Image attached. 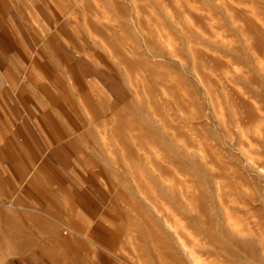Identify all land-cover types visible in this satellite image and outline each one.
I'll return each instance as SVG.
<instances>
[{"label": "rangeland", "instance_id": "obj_1", "mask_svg": "<svg viewBox=\"0 0 264 264\" xmlns=\"http://www.w3.org/2000/svg\"><path fill=\"white\" fill-rule=\"evenodd\" d=\"M50 5L80 80L69 167L117 235H83L65 192L34 219L0 197V264H96L91 238L114 264H264V0Z\"/></svg>", "mask_w": 264, "mask_h": 264}, {"label": "crops", "instance_id": "obj_2", "mask_svg": "<svg viewBox=\"0 0 264 264\" xmlns=\"http://www.w3.org/2000/svg\"><path fill=\"white\" fill-rule=\"evenodd\" d=\"M50 2L0 0V197L15 204L1 213L33 217L35 199L57 197L55 190L78 200L79 205L72 203V216L82 220L83 235L96 225L117 235L106 217L98 216L93 185L73 178L77 172L69 167L75 150L71 133L78 126L72 88L78 90L80 80ZM82 182L83 188L76 186ZM85 241L96 250V264H114L113 254ZM32 256L6 264H45L39 255Z\"/></svg>", "mask_w": 264, "mask_h": 264}, {"label": "bare ground", "instance_id": "obj_3", "mask_svg": "<svg viewBox=\"0 0 264 264\" xmlns=\"http://www.w3.org/2000/svg\"><path fill=\"white\" fill-rule=\"evenodd\" d=\"M147 168H148V167H147ZM40 173H41V172H40ZM40 173H39V175H40ZM37 174H38V173H37ZM42 179H43V178H42ZM49 181H50V180H49ZM101 183H102V181H101ZM25 207H26V206H25ZM5 211H6V210H5ZM1 216H2V214H1ZM3 218H4V217H3ZM20 218H21V217H20ZM34 218H35V216L33 217V219H34ZM40 218H41V217H40ZM0 219H1V218H0ZM4 219H5V218H4ZM27 219H28V218H27ZM75 220L78 221L80 224H81V222H82V220H80L79 217H77V219H75ZM2 221H3V220H2ZM0 223H1V221H0ZM73 223H74V222H73ZM16 225H17V224H16ZM16 225H15V226H16ZM34 225H35V224H34ZM75 225H77V224H75ZM16 227H17V226H16ZM0 228H1V227H0ZM19 228H20V227H19ZM78 228H79V227H78ZM97 228H98V225H96V226L94 227V229H93L92 231H90V233H92V234H93V237L95 236V237L97 238V240H100L101 237H100V236H97V233H95V231H96ZM9 230H10V228H9ZM9 230H8V231H9ZM12 230H13V229H12ZM14 230H16V229H14ZM0 231H1V230H0ZM3 231H4V230H3ZM8 231L6 230V232H8ZM10 231H11V230H10ZM74 231H75V230H74ZM80 231H81V229H80ZM12 232H13V231H12ZM15 232H16V231H15ZM21 232H22V231H21ZM75 232H76V231H75ZM4 233H5V232H4ZM9 233H10V232H9ZM16 233H17V232H16ZM19 233H20V230H18V234H19ZM68 233H69V232H68ZM10 234H14V233H10ZM10 234H9V235H10ZM5 235H8V234H5ZM21 235H22V234H21ZM33 236H34V235H33ZM0 237H1V235H0ZM34 237H35V236H34ZM4 238H5V237H4ZM7 238L10 239L9 236H8ZM13 238H17V237L15 236V234L13 235ZM31 238H33V237H31ZM1 240H2V239H1ZM11 240H12V239H11ZM14 240H15V239H14ZM19 240H20V239H19ZM91 240H92V238H91ZM93 240H94V239H93ZM125 240H126V239H125ZM25 242H26V241H25ZM25 242H24V243H25ZM57 242H58V241H57ZM67 242H68V241H67ZM129 242H130V241H129ZM8 243H11V242H8ZM27 243H28V242H27ZM77 243H78V242H77ZM96 243H97V241H96ZM62 244H63V243H62ZM8 245H9V244H8ZM8 245H7V246H8ZM17 245H19V244H16V245H14V246L11 245V247L15 248V246H17ZM21 245H22V244H21ZM23 245H24V244H23ZM23 245H22V246H23ZM99 245H101V244H99ZM131 245H132V244H131ZM131 245H130V246H131ZM9 246H10V245H9ZM61 246H62V245H61ZM66 246H67V245H66ZM101 246H102V245H101ZM105 247H107V246H104V248H105ZM8 248H9V247H8ZM20 248H22V247H20ZM18 250H19V249H18ZM44 250H45V249H44ZM110 250H111V249H110ZM132 250H133V249H132ZM45 251H46V250H45ZM46 252H47V251H46ZM45 254H46V253H45ZM58 255H59V254H58ZM58 255H57V256H58ZM57 256H56V257H57ZM58 258H59V257H58ZM56 262H57V261H56Z\"/></svg>", "mask_w": 264, "mask_h": 264}]
</instances>
